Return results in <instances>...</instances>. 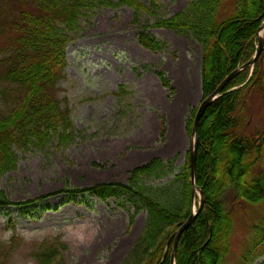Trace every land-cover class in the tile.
I'll use <instances>...</instances> for the list:
<instances>
[{"label":"trees","instance_id":"trees-1","mask_svg":"<svg viewBox=\"0 0 264 264\" xmlns=\"http://www.w3.org/2000/svg\"><path fill=\"white\" fill-rule=\"evenodd\" d=\"M123 5L133 9L134 22L148 13L156 18L151 26L192 33L199 40L204 99L255 55L264 21V0H190L170 17L158 15L160 0H151V5L142 0H0V174L16 168L17 150L75 141L73 110L59 87L68 65L66 48L84 17L101 7ZM148 29L144 26L139 34L140 43L152 51L164 50L166 43ZM157 75L169 86L165 72ZM127 93L124 85L116 92ZM194 120L187 121L191 135ZM198 138L195 180L205 203L179 239L176 264H231L235 210L264 206V52L252 72L251 67L238 72L206 109ZM174 169L173 160L153 158L135 168L126 182L66 186L59 192L66 194L65 201L81 197L87 202L89 195L101 200L126 197L138 210L146 209L147 224L130 254L132 262L124 264H171L175 232L193 213L190 153L180 171L174 174ZM171 175L163 184L149 182ZM229 194L231 207L225 202ZM43 199L15 203L2 192L0 207L20 205L25 210L42 202L51 208ZM65 247L60 240H45L32 255L38 264H61ZM241 252L239 264L264 257V216L251 225Z\"/></svg>","mask_w":264,"mask_h":264},{"label":"rangeland","instance_id":"rangeland-1","mask_svg":"<svg viewBox=\"0 0 264 264\" xmlns=\"http://www.w3.org/2000/svg\"><path fill=\"white\" fill-rule=\"evenodd\" d=\"M142 1L151 5V0ZM189 1L160 0L157 13L170 17ZM155 19L144 13L134 22L129 6L101 7L84 17L72 34L59 87L73 110L76 139L68 146H58L55 140L44 150H17L16 168L0 174V194L11 201L44 197L43 202L52 206L40 202L25 210L20 205L0 207V246L6 248H0V264H38L32 252L45 240L65 243L61 264L132 262L130 254L147 224L146 209L138 210L126 197L101 200L89 195L87 202L81 197L65 201L66 194L59 190L126 182L135 168L153 158L173 160L174 174L185 164L193 144L187 121L196 118L204 99L203 48L192 33L151 26ZM144 26L166 43L164 50L152 51L140 43ZM157 71L165 72L169 86ZM120 85L130 94L117 95ZM173 176L149 182L159 185ZM231 200L226 195L229 207ZM199 201L197 192L194 207ZM263 216L264 206L235 210L231 264L240 263L250 227Z\"/></svg>","mask_w":264,"mask_h":264},{"label":"water","instance_id":"water-1","mask_svg":"<svg viewBox=\"0 0 264 264\" xmlns=\"http://www.w3.org/2000/svg\"><path fill=\"white\" fill-rule=\"evenodd\" d=\"M264 29V21L262 25L259 28V31L257 33V39H258V45H257V51L256 54L252 59H250L248 62H246L241 68L236 69L233 73H231L223 82L222 84L206 99H203L194 121V127H193V134H194V142L192 144V148L190 151V167H191V182H192V197H195L196 191L199 192L201 200H200V206L198 210H195L192 215L189 217V219L175 232L176 240L173 248V253L171 256V264H175L176 262V253H177V246L179 239L183 232L188 229L192 223L195 221L197 215L201 212V210L204 207L205 198L203 195V190L197 186L196 184V159H197V149H198V126L199 121L203 115V113L206 111V109L217 99L222 95V92L226 88L229 81L242 69L249 68L251 66H254L258 58L261 56V54L264 52V36H260V32Z\"/></svg>","mask_w":264,"mask_h":264},{"label":"bare ground","instance_id":"bare-ground-1","mask_svg":"<svg viewBox=\"0 0 264 264\" xmlns=\"http://www.w3.org/2000/svg\"><path fill=\"white\" fill-rule=\"evenodd\" d=\"M260 36H264V30H262L261 32H260ZM204 114V113H203ZM203 116V115H202ZM194 127V126H193ZM192 134H193V130H192Z\"/></svg>","mask_w":264,"mask_h":264}]
</instances>
